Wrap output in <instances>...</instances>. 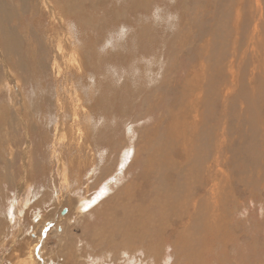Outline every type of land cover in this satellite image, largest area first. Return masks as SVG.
<instances>
[{
    "label": "rangeland",
    "instance_id": "obj_1",
    "mask_svg": "<svg viewBox=\"0 0 264 264\" xmlns=\"http://www.w3.org/2000/svg\"><path fill=\"white\" fill-rule=\"evenodd\" d=\"M195 1L203 5L205 0L200 2L199 0H49L54 7L58 6L66 18L63 24L58 26L46 12L41 9L35 10L36 0H0V181L9 182L6 177L9 171H13L12 165L14 164V161L10 163V158L15 159V162L18 163V168L17 165H14V169H17L14 182L19 179L22 172L30 173L37 164L35 173L27 183L30 188L26 185L25 188L18 191L19 189H15L14 185L9 184L8 189L1 191V194L5 192L7 195L4 211L13 212L16 208L17 214L13 216L14 224H8L5 232L0 233V264L25 263L29 259V245L17 250L6 243L10 239L13 240L17 234L20 239L24 236V239L28 238L31 243L34 241L36 243L41 230L43 231L40 240L33 252L36 262H39V257H41L44 260L51 258V261L63 264L60 259L52 258L49 252H56L61 257L62 249L59 247V243L63 244L66 239L74 248L76 245H81L83 248L90 246V249H87V254L91 257L100 256L104 252H114L119 247L124 252L136 248L132 244L134 236L131 235L127 238L118 230L110 233L103 229L106 241L101 243L92 241L93 233L106 224H104L105 218H108L106 214L114 213L113 217L115 218L120 216L116 200L129 201L124 196H117L102 203L104 206L100 210V203L97 204L98 211L95 210L92 214L97 217L98 225L96 227H92L88 223L73 230L64 222H57L56 218L49 219L45 215L42 218L43 212L40 210L32 211L38 200L46 199L48 191L55 190V187L48 182L50 177L56 180V174L48 171L52 153L56 159L61 157L65 166L72 167L68 171L72 180L76 181L79 178L83 184L88 182L81 177L79 170L80 160L82 163L85 159L84 147H79L75 141L72 144L71 141L61 143L60 145L63 146L61 149L56 147L49 150L48 148L49 138H54V126L59 121L67 122L71 119V113L68 111L69 99L76 98L78 95L82 96L85 109L89 110L87 117L84 116L83 120L95 131L100 130L102 141L99 142L104 145L103 152L107 153L111 159L110 165L112 161L115 162L118 159L115 155L117 151L125 142L128 143L125 131L130 133L136 129L138 133L134 132L135 139L139 134L138 140H141V144L151 143L147 145L149 147L147 151H151V154L155 150L154 155L157 158L153 159H157V161L154 160L155 163L150 168L155 167L156 173L160 174L150 176L152 174L147 171L150 168L142 171L141 163L135 164L134 158L133 165H130L129 161L123 168L126 172L123 174L124 176L122 175L123 170L119 172L116 183L120 189L127 183L128 185L137 184L132 192L137 195V200L140 198L143 205V210L146 213L143 216H146L144 220L147 229L157 221H152L153 216L161 217L163 220L174 215L178 217V211L181 213V219L175 220V217L169 219L171 228H167V232H165L166 239L169 240L161 241V245L156 243L160 255L164 251L168 253L158 264H183V260L174 253L172 247H168L166 250L165 247L167 242H172L177 236L187 231L189 234L195 232L188 239L193 247L196 246L194 250L200 252L203 250L202 254H198L199 256L193 255L198 260L193 258L192 264H264V122L262 121L264 120V80H262L264 78L258 80L249 72L246 74L244 81L250 94H253L252 100L245 101L242 98H240L241 101L240 99L218 100V78L211 73L215 72L218 67L219 61L217 63L216 60L226 58V55L223 54L225 51L221 55L216 54V51L221 48L225 49L227 41L214 47L215 49L212 51L215 54L214 60L212 59L210 62L212 69L205 72L207 74L201 73L202 65L206 62L201 60V63L197 56L200 49L195 48L189 51L184 49L186 44L194 46L196 42L206 38V36L199 37L198 31L207 34L209 31L208 22H213L215 26L218 25L217 19L219 18L206 15L207 13L213 12L218 17L219 9L236 5L234 4L236 0H216L218 3L211 0L216 9L211 11V8L207 9L205 15L204 8L199 9V4ZM259 2L264 4V0H259ZM226 3L227 5L223 7ZM188 7L191 10L196 7L197 13H188V9H186ZM217 7L220 8L217 9ZM175 16L176 18H174ZM171 18L175 20L174 23L178 24H172ZM225 24L229 23L225 22ZM262 26L258 29L262 40L254 43L256 44L254 52L258 50L260 55L264 54L262 47L264 45V35L262 34L264 29H261ZM247 29L248 31L252 30V26L242 23L241 34L238 36L234 30L230 36L238 39L239 52L244 53L247 59H251L254 52L250 48L246 49V45L251 43V40L240 37L247 35ZM68 33L70 42L76 50L81 51L83 57L85 71L78 77L67 72L65 68H62L60 76H57L55 71H51L55 50L61 48L65 54L70 55L69 46L63 40L66 39ZM191 33L198 35L191 36ZM4 36L7 37L6 43L2 42ZM60 36H62V43L57 38ZM188 36L189 39L194 40L193 43L189 42ZM212 36H216V34H212ZM224 42L226 43L224 44ZM258 44L259 46H257ZM248 53L251 54L247 55ZM216 56L220 59L215 58ZM13 75L14 79H12ZM189 75L192 78H189ZM206 75H209V79L206 78L201 83V80L207 77ZM13 81L17 85L13 84ZM203 83H206L210 91L213 94L215 92L217 97L209 98V91L200 87ZM71 84L75 88L66 92V88L70 89ZM18 87L22 89L20 90ZM198 87L200 88L198 89ZM57 92L60 97H57ZM90 93L93 94L92 98ZM213 99H216L215 103L212 101ZM206 101L210 104L205 103ZM217 102L221 105H218ZM223 103L224 105H222ZM232 103L234 107H232ZM58 104L61 107H58ZM226 104L232 110L225 106ZM65 105L68 106L67 109H64ZM240 105L242 106L240 107ZM245 106L253 107L252 110L256 109L255 116L254 114L251 116L256 117L257 114V117H260H256L254 120L250 116L252 111L249 112ZM244 107L245 109H243ZM226 112L230 114L226 115ZM84 114L83 112L82 115ZM222 115H226V119ZM258 119L261 120V123ZM48 127L50 132H48ZM256 127L260 130H257ZM64 134L71 138L69 132ZM12 142L13 145H11ZM182 142H185L186 145ZM84 143L83 140V146ZM30 147H32L33 158L28 163V157L22 153ZM41 148L45 151H42ZM118 164H120L119 159ZM73 169L78 171L77 174ZM118 169L117 166L115 170ZM112 170L114 172V169ZM116 171L111 175L112 177ZM78 175L79 177H77ZM161 175H164V178ZM166 175L169 177H165ZM92 181L90 180L89 184ZM148 181L150 182L148 183ZM57 186L59 185L57 184ZM85 188V185L80 186L76 192H72L71 198L64 195V198L61 199L62 202L64 204L69 202L72 207L77 196L82 195ZM118 189L115 191L117 192ZM27 192L34 194L27 197ZM137 200H133L131 203H136ZM162 200H165V204L167 202L170 205L168 207L170 210L171 206L173 209L177 208V210L174 209V215L171 212L168 213L170 210H164L166 211L164 217L160 215L159 211L162 209L160 206L165 207ZM175 202L177 206L174 204ZM27 204L30 207L29 210H27L28 207H24ZM190 204L194 206L191 207ZM144 206H147V209ZM196 207L201 209L200 213L197 212ZM48 209L49 213L53 207ZM149 209L151 210L149 211ZM147 212L151 216L150 218ZM217 214L218 216H216ZM202 215L205 219H202ZM196 217L201 218L203 222L201 226H197L199 220ZM218 217H221L219 218L220 224ZM41 218L44 220L41 221ZM148 219L152 222H148ZM3 220L0 217V222ZM33 223L38 224L33 225ZM180 225L183 229L180 228ZM56 226L57 229H55ZM193 227H196L194 232H192ZM152 228H150L151 235L149 234L151 237L155 233L158 234L156 228ZM11 232L13 233L11 234ZM26 234L28 235L26 236ZM7 235L8 237L5 238ZM149 236L141 237L146 242L150 238ZM171 238L172 240H170ZM81 239H85V241L80 242ZM111 243H118V245L113 249L110 248ZM152 249L153 242L144 249L138 248V256H141L143 261L139 260V264H155L148 258L153 253ZM30 261L31 264H35L33 260ZM129 264H134L133 258Z\"/></svg>",
    "mask_w": 264,
    "mask_h": 264
},
{
    "label": "bare ground",
    "instance_id": "obj_2",
    "mask_svg": "<svg viewBox=\"0 0 264 264\" xmlns=\"http://www.w3.org/2000/svg\"><path fill=\"white\" fill-rule=\"evenodd\" d=\"M201 0H199L200 2ZM216 1V0H215ZM214 1V2H215ZM220 1V0H219ZM225 1V0H222ZM221 1V2H222ZM231 1V0H230ZM228 1V2H230ZM218 3V1H216ZM215 2V3H216ZM227 2V1H226ZM227 2V3H228ZM237 2V3H236ZM174 3V2H173ZM193 3V1H192ZM195 3H197L195 1ZM216 3V5H217ZM224 4V6L227 5ZM199 4V3H197ZM221 4V3H220ZM223 4V3H222ZM234 4L236 5H232V6H226L224 9H219L218 12V17L214 15L213 12H209V14L207 12V9L210 11L211 10H215L216 6H214V4L211 2V0H205L203 5L199 4V9L200 8H204L205 12L204 15H212V17H215L218 20V25L213 24V22H208V33L204 34L202 31H198L200 35H198L197 33H191V36H195L198 35L199 37H205V39H202L198 42H196L194 46L188 45L186 44V48L184 50H193L195 48H199L200 49V53L197 54V56H199V60L201 62H206V64L202 65V74H207L205 72L211 70V66H210V62H212V59L214 60V55L212 53V51L215 49L214 47L217 45H221L223 44V41H227V46L225 49H219L216 51V54L221 55V53L223 51H225L226 58L220 59L217 56L215 58H218L220 60H216V62L218 63V67L216 68L215 72H212L211 75H216L218 78V100L223 101V99H240L242 98V100L248 101L250 100L253 96V94H250V90L248 89L247 85L245 84V76L246 74L249 72L252 76L256 77L258 80L264 78V54L260 55L258 50H256L254 52V47L256 44L255 41H258L261 39L262 35H259L260 33L258 32V29L260 28L261 25L262 28L264 29V4L262 5L259 0H236L234 2ZM175 5V4H174ZM196 5V4H194ZM189 6V5H188ZM222 6V5H221ZM220 6V7H221ZM234 6V7H233ZM220 7H217L220 8ZM222 7V8H223ZM34 8L35 10H42L44 12H46L49 15V18L52 21H55L56 24L62 25L64 20L66 19L65 16L60 12V10L57 7H54V5L49 2V0H36L35 4H34ZM64 10H66L63 7ZM166 9V8H165ZM188 9V13L192 12H196V7H194L193 10H191V8H186ZM178 12V11H177ZM197 13V12H196ZM186 15V14H185ZM201 15V13H200ZM172 16V15H171ZM203 16V15H202ZM173 17V16H172ZM166 18V17H165ZM176 18V16L174 17ZM172 19V24L175 22V20L173 18ZM166 22V21H165ZM229 23V24H225ZM217 23V22H216ZM242 23H246V26H252V30L248 31L247 29V35L245 36H240L241 38L244 39H250L251 43L246 45V49L250 48L251 50H253L254 54L252 55L251 59H247L245 57L244 53H240L237 47V38L230 36V34H232L234 32V30L236 31L235 33L238 34V36L241 34V26ZM175 25L178 24L177 22L174 23ZM169 29V28H168ZM251 29V28H250ZM189 30V27H188ZM246 32V31H245ZM67 33V32H66ZM216 34V36H212V34ZM264 35V33H262ZM2 37V36H1ZM53 38V37H52ZM51 38V39H52ZM58 39H60L61 43H62V36L57 37ZM6 39L7 37L4 36V39H2V42L6 43ZM187 39L190 41H193L192 39H189V36L187 37ZM229 39V41H228ZM66 42V45L69 46V51H70V55L65 54L61 48H58V50L54 51V56L52 59V65H51V71H55L57 76H60L62 73V68H65L67 70V72H69L70 74H72L75 77L81 76L84 71V63H83V57L81 55V51L79 52L78 49L76 50V48H74L73 44L70 42V37H69V33L68 36L66 37V39H63ZM231 40V41H230ZM262 40V39H261ZM1 41V40H0ZM1 42V43H2ZM259 42V41H258ZM257 42V43H258ZM8 43V42H7ZM226 42H224L225 44ZM15 45V44H14ZM259 46V44L257 45ZM261 46V45H260ZM262 47L264 48V45H262ZM10 48V47H9ZM51 48V47H50ZM63 48V47H62ZM217 48V47H216ZM218 49V48H217ZM260 49V47H259ZM80 50V49H79ZM264 51V50H263ZM212 53V54H211ZM251 53H248L247 55H249ZM223 56V55H222ZM1 57V56H0ZM222 58V57H221ZM201 62V63H202ZM214 63V64H217ZM11 67V66H10ZM214 67V66H212ZM211 68V69H210ZM112 69V68H111ZM115 69V68H114ZM215 70V68H214ZM64 71V70H63ZM115 72V71H114ZM159 74V73H158ZM210 75V78H211ZM133 76V75H132ZM192 76V75H191ZM196 76V75H195ZM207 76V75H206ZM209 76V75H208ZM203 78V80H201V83L203 81H205L206 78ZM182 77V76H181ZM201 77V76H200ZM12 78V77H11ZM189 78L190 77L189 75ZM14 79V75L13 78ZM209 79V78H208ZM211 80V79H210ZM264 80V79H262ZM198 81V80H197ZM200 81V80H199ZM176 82V81H175ZM191 82V81H190ZM196 82V81H195ZM248 82V81H247ZM12 83V81H11ZM193 83V82H192ZM211 83V81H210ZM217 83V82H216ZM13 84L14 81H13ZM198 84H200L198 82ZM17 85V84H15ZM197 85V84H196ZM13 86V85H12ZM190 86V84H189ZM69 88H66V92L71 91V89H74L75 86L73 84H71ZM187 87V86H186ZM192 87V86H191ZM193 87H195V84L193 83ZM200 87H204V89H206L207 91H209V98H213L214 96H216L215 92L213 94V92L210 91L209 86L206 83H203V85H201ZM198 87V89L200 88ZM259 87V85H258ZM19 88V87H18ZM212 88V87H211ZM20 89V88H19ZM22 89V88H21ZM20 89V90H21ZM196 89V87H195ZM257 89V86H256ZM192 90V89H191ZM212 90V89H211ZM199 91V90H198ZM197 91V92H198ZM201 91V90H200ZM195 92V90H194ZM203 93V92H202ZM256 93V91H255ZM196 94V92H195ZM200 94V93H199ZM57 97L59 96V93L57 92ZM202 95V94H201ZM206 95V94H205ZM203 96V95H202ZM207 96V95H206ZM90 97H93V94L90 93ZM217 97V96H216ZM206 98V97H205ZM217 99V98H216ZM215 99V100H216ZM253 99V98H252ZM251 99V100H252ZM70 101L68 102V106L69 109L68 111L71 113L70 117L71 119L68 120L67 122H62L59 121L57 123V125L54 126L53 128V132H54V138L50 137L49 138V143H48V148L49 150L55 149L56 147H59L60 149L63 148L62 145H60L61 143H69L71 142L72 144L75 142H77V145L79 147H84V151H85V159H83V162L81 163V160L79 162V170L81 172V177L84 180H87L88 182L86 183H82V181L77 178L76 181L72 180L69 177V169L72 167L69 166H65L64 161L61 157H59V159H56L54 157V154H51V163L48 167V171L49 172H53L56 174V180L53 179L52 177H50V179L48 180L49 184L55 187V190L52 191H48V195H43L46 196V199H40L38 200L36 203L37 205L34 206L33 208V212L34 210H40L42 213L41 217L43 218V216H48L49 219L53 217L56 218L57 222L63 223L70 226L71 229L75 230L79 227H83L85 225H87L88 223L91 224L92 227H96L98 225L97 222V217L93 216V212L95 210L98 209L97 204H99V210L102 206H104L102 203L108 201V200H112L113 198H116L117 196H124V198H127L129 201L127 202H122L120 199L116 200L118 202V208L117 210H120V216L118 218L113 217V214H106V216L108 215V218H105L106 221L104 222V226L99 229L98 231H95L92 235V241L93 243H101L106 241V235L103 233V229L108 231V232H113L115 230H118L123 236L129 238V236L133 235V239H132V244L133 246H136V248L134 250H131L129 252L127 251H123L122 249L120 250V247L116 249V251L114 252H104L102 253L100 256L97 257H91L90 255L87 254V249H90V246H87V248H83L81 245H76V248H74L72 246V244L70 242H67L66 240L64 241V243L62 244L61 242L59 243V247L62 249V256L59 257L58 254L56 252L50 251L49 254L51 255L52 258L58 260L60 259L63 264H129V262L132 260V258L134 259V264H139V260L141 262L142 258L141 256H138V248L140 249H144L145 247H148V245H150L153 242V253L151 254L150 260H152L155 264L160 263L166 256H167V252L164 251L162 255H160V250H158L156 243L159 245L161 241H166L169 239H166V234L165 232H167V228H171V222L169 221V219L174 218L176 219H181V213L178 211L177 214H179V216L177 217V215H174V209L177 210V208L173 209V206H171V210L168 208L170 207V205L164 203V201L162 200V202L164 203L165 207L163 208L162 206L159 207V209H161L159 211L160 215H163L164 217V213L166 211L164 210H170L168 211L171 212L172 216L171 218H164L163 220L157 217H152V221L153 220H157L156 222H154L150 228L155 229L157 231L158 234L155 233L154 236H149L150 234V228L147 229L148 227H146V223L144 218L146 217L145 215L143 216V214H146L143 210V205L140 202V198L139 200L136 199V194H134L133 188L135 187V185H128L125 184V186H123V188H119L120 186L117 185L116 180L119 177V172H121L123 170V168L125 167V165L130 161V165H133V159H134V163L136 164L137 162L141 163V168L142 171L144 169V171H146L145 169L150 168L154 165L155 161H157V159H153V158H157V156H155V150L154 153L152 152L150 154V152H148V148L147 145L151 144L148 142V144H141V140H138L139 137L137 134V137L135 139V134L137 130L133 129L132 132H127V136L126 139L128 140V143H124L123 146L117 151V153L115 155H117V158L119 159L120 164H118V159L114 162L112 161V164L110 165V161L111 159L107 156V153L103 152V147L104 145L101 144L99 141H102V137H101V133L100 130L95 131L93 129V127H90L89 125L85 124L84 122V116L87 117V114L89 113L88 109H85L84 106V100L82 98L81 95L76 96V98H70ZM202 100V99H201ZM215 100L213 99L212 101ZM256 100V99H255ZM205 101V99H204ZM225 101V100H224ZM241 101V99H240ZM264 101V100H263ZM208 101H206L205 103H207ZM232 102V101H231ZM161 103V102H160ZM204 103V102H203ZM204 103V104H205ZM209 103V102H208ZM212 103V102H211ZM218 105L220 104L219 102H217ZM222 103V102H221ZM229 103V102H227ZM262 103V102H261ZM210 104V103H209ZM213 104V103H212ZM251 104V102H250ZM256 104V103H255ZM264 104V103H263ZM214 105V104H213ZM221 105V104H220ZM224 105V103L222 104ZM230 105V103H229ZM259 105V104H258ZM67 105L64 106V109L68 108ZM207 106V105H205ZM217 106V105H216ZM227 106V104L225 105ZM223 106V107H225ZM242 105H240L241 107ZM250 106V105H249ZM252 106V104H251ZM255 106V105H254ZM257 106V105H256ZM58 107H61L60 104H58ZM209 107V106H207ZM213 107V106H212ZM211 107V108H212ZM215 107V106H214ZM229 109H231V107L227 106ZM232 107L233 103H232ZM246 107V106H245ZM245 107L243 109H245ZM192 108V107H191ZM218 108V107H217ZM226 108V107H225ZM247 108V107H246ZM253 108V107H252ZM252 108H247L250 111H252L250 113V116L252 114L255 113V110H252ZM219 109V108H218ZM254 109V108H253ZM1 110V108H0ZM168 110V109H167ZM166 110V111H167ZM232 110V109H231ZM235 110V109H234ZM215 111V110H214ZM213 111V112H214ZM223 111V108H222ZM226 111V110H224ZM260 111V110H259ZM83 112L85 113L84 115ZM193 112V111H192ZM216 112V111H215ZM220 112V111H219ZM249 112L248 115H249ZM237 113V112H236ZM243 113V111H242ZM245 113V111H244ZM176 114V113H175ZM230 114V113H229ZM228 112H226V115H229ZM192 115V114H191ZM215 115V114H214ZM225 115V116H226ZM167 116V114H166ZM176 116V115H175ZM223 116V115H222ZM223 116V118L225 117ZM240 116H243L240 114ZM238 116V117H240ZM246 116V115H244ZM255 116V114H254ZM253 117V119L257 117ZM205 117V116H204ZM249 117V116H248ZM260 116H258L257 118H259ZM169 118V116H168ZM177 118H179L177 116ZM211 118V117H210ZM229 118V117H228ZM227 118V119H228ZM234 118V117H233ZM226 119V117H225ZM239 119V118H238ZM251 119V118H249ZM254 119V120H255ZM208 120V119H207ZM206 120V121H207ZM211 120H213L211 118ZM224 120V119H223ZM237 120V119H236ZM240 120V119H239ZM242 120V119H241ZM247 120V119H246ZM254 120H251L254 122ZM210 121V120H208ZM226 121V120H225ZM259 121V119H258ZM261 121V120H260ZM259 121V122H260ZM264 122V120H262ZM212 122V121H211ZM210 122V123H211ZM239 122V121H238ZM253 122H250L251 124H253ZM257 122V121H255ZM258 122V124H260ZM94 123V121H93ZM174 123V122H173ZM225 123V122H224ZM245 125V122L243 123ZM248 124V123H246ZM215 125V124H214ZM222 125V124H221ZM256 125V123H255ZM209 126V125H208ZM213 126V125H212ZM211 126V127H212ZM227 126V125H226ZM264 126V125H263ZM191 127V126H190ZM250 127V126H249ZM194 128V127H193ZM224 128V126H223ZM247 128V127H246ZM251 128V127H250ZM254 129V127H252ZM257 128V127H256ZM161 129V128H160ZM170 129V128H169ZM172 129V128H171ZM212 129V128H211ZM215 129V127H214ZM259 128H257L258 130ZM140 130V129H139ZM162 130V129H161ZM206 130V129H205ZM204 130V131H205ZM240 130V129H239ZM260 130V129H259ZM29 131H31V128H29ZM211 131V130H209ZM224 131V130H223ZM262 131V130H261ZM48 132H50V128L48 127ZM65 132H69V134L71 135V138H68L64 133ZM140 132V131H139ZM206 132V131H205ZM255 132V130H254ZM138 133V132H137ZM202 133V132H201ZM172 134V133H171ZM198 135V134H197ZM258 135V134H257ZM140 136V135H139ZM157 136V135H156ZM164 136V135H163ZM216 136V135H215ZM253 137V135H251ZM250 136V137H251ZM214 137V135H213ZM248 137V136H247ZM251 137V138H252ZM259 137V135H258ZM31 138H33V136H31ZM179 138V137H178ZM218 138V137H217ZM240 138V137H239ZM238 138V140H239ZM163 139V138H162ZM161 139V140H162ZM181 139V138H179ZM178 139V140H179ZM210 139V138H209ZM214 139V138H213ZM250 139V138H249ZM83 140L85 141L84 146L83 144ZM164 140V139H163ZM180 141V140H179ZM217 141V140H216ZM226 141V140H225ZM231 141V140H230ZM242 141V140H240ZM239 141V142H240ZM215 142V141H214ZM165 143V142H164ZM185 144V142H182ZM181 143V144H182ZM238 143V142H237ZM141 144V146H140ZM11 145H13V142L11 143ZM157 145V144H156ZM164 145V144H163ZM183 145V144H182ZM186 145V144H185ZM197 146V145H196ZM205 146V145H204ZM255 146V145H254ZM158 147V146H157ZM184 147V146H182ZM252 147V146H251ZM156 148V147H155ZM198 148V147H197ZM32 147H30V149L24 151L22 154L24 156L28 157V163L31 161V159L33 158V152L31 151ZM154 149V148H153ZM181 149V148H180ZM185 149V148H184ZM255 149V148H254ZM42 151H45L43 148H41ZM123 150V151H122ZM171 150V149H170ZM182 150V149H181ZM202 150V149H201ZM261 150V149H260ZM159 151V150H158ZM157 152V151H156ZM175 152V151H174ZM200 152V151H199ZM225 152V151H224ZM183 153V152H182ZM204 153V152H203ZM158 155V154H157ZM61 156V153H60ZM198 156V155H197ZM204 156V155H203ZM213 156V155H212ZM159 157V155H158ZM219 158V157H218ZM19 160H21V157H19ZM77 160V161H79ZM187 160V159H186ZM10 163H12L14 161V164L12 165L13 167V171H9V173L7 174L6 179L9 182L6 181H0V199L3 198V200H0V217L3 218V222H0V233H4L6 230V227L8 224H14L13 221V216L14 214H17V209L14 208V213L11 211H4L5 209V200L7 195L4 193L1 194V191L3 192L5 189H8V187H10V185H14L15 189H19L18 191H21V189L25 188L26 185L28 188H30V186L27 184L29 181V178H31V176L35 173V170L37 168V164L34 166V169H32L29 172L24 171L22 172L21 176L19 177V179L14 182L15 179V175L17 173V169H14V165H17L18 168V163L15 162V159H11L10 158ZM168 162V161H167ZM184 162V161H183ZM228 162V161H227ZM158 163V162H157ZM193 163V162H192ZM195 163V162H194ZM199 163V162H197ZM74 164L76 165V163L74 162ZM160 164V163H159ZM180 164V163H179ZM190 164V163H188ZM139 165V164H138ZM158 165V164H157ZM161 165V164H160ZM166 165V164H165ZM119 167V169L116 171V167ZM169 166V165H168ZM206 166V165H205ZM139 167V166H137ZM224 167V166H223ZM263 167V166H262ZM167 168V167H166ZM165 168V169H166ZM171 168V167H170ZM213 168V167H212ZM216 168V167H215ZM114 169V172L113 170ZM137 169V168H136ZM168 169V168H167ZM227 170V169H226ZM74 173L77 174V170L73 169ZM116 174L114 175V177H112L111 175L113 173ZM148 172H150L152 175L150 176H156V168H150L149 170H147ZM192 171V170H191ZM194 171V170H193ZM228 171V170H227ZM211 172V171H209ZM126 174V172L123 170L122 171V175ZM138 173V172H137ZM188 173V172H187ZM222 173V172H221ZM141 174V173H140ZM160 174V173H159ZM142 175V174H141ZM184 175V174H183ZM186 175V174H185ZM209 175V174H208ZM124 176V175H123ZM159 176V175H158ZM162 177L164 175H161ZM79 177V175L77 176ZM160 177V176H159ZM161 177V178H162ZM165 177H169V175L165 176ZM207 177V176H206ZM224 177V176H223ZM164 178V177H163ZM211 178V177H210ZM34 179V178H33ZM166 179V178H165ZM168 179V178H167ZM93 180L90 184L89 181ZM106 180V182H104ZM149 180V179H148ZM169 180V179H168ZM180 180V179H179ZM161 181V180H160ZM170 181V180H169ZM173 180H171L172 182ZM222 181V180H221ZM104 182V183H103ZM140 182V181H139ZM138 182V183H139ZM150 181H148L149 183ZM174 182V181H173ZM176 182V181H175ZM4 183V184H3ZM103 183V184H102ZM143 183V182H142ZM163 183V181H162ZM167 183V180H166ZM3 184V185H2ZM10 184V185H9ZM57 184L60 186H57ZM151 184V183H150ZM168 184V183H167ZM85 185V191L82 195L77 196V199L75 201V203L73 204V206L71 207V205L69 204H64L62 202V198H64V195L67 196L68 198L72 197V192H76L77 189L80 186ZM141 185V184H140ZM153 185V183H152ZM151 185V186H152ZM167 186V185H165ZM174 187V185H173ZM197 187V186H196ZM92 188V189H91ZM119 188V189H118ZM140 188V187H139ZM138 188V189H139ZM143 188V187H142ZM154 188V186H153ZM152 188V189H153ZM59 189V190H58ZM116 189L117 192L115 191ZM162 191V190H160ZM167 191V190H166ZM176 191V190H175ZM16 192V191H15ZM146 192V191H145ZM151 193V191H149ZM156 192V191H155ZM185 192V190H184ZM203 192V191H202ZM64 193V194H63ZM168 193V192H167ZM194 193V192H193ZM33 192H27V197L33 195ZM140 194V193H138ZM147 194V193H146ZM182 194V193H180ZM199 194V192H198ZM149 195V194H147ZM200 195V194H199ZM4 196V197H3ZM150 196V195H149ZM183 196V195H182ZM140 197V196H139ZM147 197V196H146ZM159 197V196H158ZM172 197V196H171ZM177 197V196H176ZM191 197V196H190ZM160 198V197H159ZM9 199V198H8ZM143 199V198H142ZM158 199V198H157ZM168 199V198H166ZM170 199V198H169ZM178 199V197H177ZM231 199V198H230ZM133 200H137L136 203H131ZM174 200V199H173ZM192 200V198H191ZM152 201V200H151ZM179 201V200H178ZM195 201V200H194ZM218 201V199H217ZM226 201V200H225ZM169 202V201H168ZM171 202V201H170ZM177 202V201H176ZM176 202L174 204H176ZM198 202V200H197ZM214 204V201H212ZM148 203V202H147ZM194 203V202H193ZM200 204V203H199ZM212 204V205H213ZM145 205V204H144ZM149 205H151L149 203ZM191 205V204H190ZM193 205V204H192ZM191 205V207H192ZM154 206V205H153ZM157 206V203H156ZM177 206V204H176ZM194 206V205H193ZM197 206V205H196ZM24 207H28L27 210L30 209L29 205L27 204ZM49 207H53V209H51V211H49L48 213V208ZM145 207V206H144ZM147 207V206H146ZM145 207V208H146ZM190 207V208H191ZM96 208V209H94ZM203 208V207H202ZM204 208H205V204H204ZM220 208V206H219ZM147 209V208H146ZM197 209V207H196ZM195 209V210H196ZM199 209V208H198ZM197 209V212L200 213V210ZM209 209V208H207ZM216 209V208H215ZM218 209V207H217ZM216 209V210H217ZM36 210V211H37ZM151 209H149L150 211ZM155 210H157L155 208ZM194 210V208H193ZM193 210L192 213H193ZM98 211V210H97ZM147 211V210H146ZM154 211V209H153ZM182 211V210H180ZM206 211V210H205ZM209 211V210H208ZM218 211V210H217ZM220 211V210H219ZM189 212V211H188ZM216 212V211H215ZM214 212V215H215ZM229 212V211H228ZM24 213V212H23ZM148 213V212H147ZM203 213V212H202ZM218 213V212H217ZM25 214V213H24ZM27 214V213H26ZM170 214V213H169ZM209 214V213H208ZM220 214V212H219ZM37 215H39L37 213ZM98 215V214H97ZM3 216V217H2ZM29 216V215H28ZM166 216V215H165ZM171 216V215H170ZM203 216V215H202ZM201 216V217H202ZM218 216V214L216 215ZM148 217L150 218L151 216H149L148 213ZM212 217V215H211ZM41 218V221L44 220ZM198 218V217H196ZM219 218L218 217V223L220 224L221 222H219ZM104 219V220H105ZM146 219V218H145ZM161 219V220H160ZM202 219H205V217L203 216ZM216 219V218H215ZM214 219V220H215ZM89 220V221H88ZM103 220V221H104ZM188 220V219H187ZM186 220V221H187ZM198 225L197 226H201L203 224L201 218H198ZM212 220V218H211ZM150 221V219H148V222ZM150 221V222H152ZM180 221V220H179ZM30 222V221H29ZM147 222V223H148ZM181 222V221H180ZM179 222V223H180ZM189 222V221H188ZM173 223V222H172ZM197 223V222H196ZM195 223V224H196ZM217 223V224H218ZM20 224V223H19ZM36 223H33V225ZM38 224V223H37ZM36 224V225H37ZM44 224V223H43ZM223 224V223H222ZM17 225V224H16ZM179 225V224H178ZM182 225V224H181ZM180 225V228H181ZM161 226V228H160ZM177 226V224H176ZM12 227V226H11ZM186 227V226H184ZM221 227V226H220ZM31 229H33V227H30ZM194 228V227H193ZM196 228V227H195ZM192 229V232H194L196 229ZM55 229H57V226L55 227ZM174 229V227H173ZM176 229V228H175ZM183 229V228H181ZM212 229V228H211ZM222 229V228H221ZM161 230H163V232H161ZM216 230V229H215ZM214 230V231H215ZM43 230H41L40 234H39V238L40 235L42 233ZM154 231V230H153ZM223 231V230H222ZM188 232V231H187ZM184 232L181 235L177 236L175 240H172V238L169 242H165L166 243V247L165 250L168 247H172L174 249V253L179 255V257L181 258V260H183V264H192L193 261L192 259L196 258L193 257V255H198V254H202V251H196L194 249H196V246L193 247V244L190 243L188 241V239H190L192 237V235L195 234L194 233H187ZM198 232V231H197ZM225 232V230H224ZM13 232H11L12 234ZM22 233V232H21ZM28 233V232H27ZM17 234V233H16ZM173 234V233H172ZM171 234V235H172ZM202 234V232H201ZM219 235H221L218 232ZM226 234V233H225ZM231 234V233H230ZM9 235V234H8ZM8 235L5 237L7 238ZM25 235V234H24ZM28 234H26L27 236ZM151 235V234H150ZM153 235V234H152ZM207 235V232H206ZM212 235V234H211ZM216 235V234H213ZM21 236V235H20ZM150 237L146 242L143 241V237ZM201 236V235H200ZM203 236V235H202ZM218 236V235H217ZM172 237V236H171ZM209 237V236H208ZM211 237V236H210ZM209 237V238H210ZM214 237V236H213ZM216 237V236H215ZM222 237V235L220 236ZM226 237H228V235L226 234ZM36 239V243L35 241L33 243H31L30 240H28V238L24 239V236L22 237V239H20L19 235L17 234L14 239H10L9 242L6 243V245H12L15 249L17 250H21L23 249L26 245H29L30 247V251H29V259L25 262V263H21V264H31L30 260H33L35 264H57L54 261H51V258H47L46 260H44L43 258L39 257V262H36L34 259V251L36 250V244L38 243V241L40 239ZM90 238V237H89ZM174 238V236H173ZM208 238V239H209ZM28 240V242H27ZM70 240V239H69ZM130 240V239H129ZM193 240V239H192ZM212 240V239H210ZM79 241V240H78ZM85 241V239H81L80 242ZM127 241V240H126ZM125 241V242H126ZM156 241V242H155ZM195 241V240H193ZM213 241V240H212ZM221 242V240H220ZM215 243V242H214ZM218 243V242H217ZM216 243V244H217ZM229 243V242H228ZM79 244V243H78ZM118 245V243H111L110 244V248H115ZM161 245V244H160ZM206 245V244H205ZM231 245V244H230ZM229 245V246H230ZM238 246V245H237ZM159 247V246H158ZM163 247V246H162ZM199 247V246H198ZM209 247V246H208ZM228 248V247H227ZM132 249V248H131ZM151 249V248H150ZM160 249V248H159ZM200 249V248H199ZM202 249V247H201ZM200 249V250H201ZM207 250V249H206ZM205 250V251H206ZM228 250V249H227ZM151 251V250H150ZM242 251V250H241ZM38 252V251H37ZM148 253V252H147ZM61 254V251H60ZM137 254V255H135ZM149 254V253H148ZM135 255V256H134ZM224 255V253H223ZM37 256H39V253H37ZM199 256V255H198ZM225 257V256H224ZM93 258V259H92ZM146 258V257H145ZM201 258V257H199ZM197 259V258H196ZM225 259V258H224ZM179 260V258H178ZM198 260V259H197ZM180 261V260H179ZM201 261V260H200ZM198 261V262H200ZM175 262V261H173ZM178 263V261H177ZM197 263V261H196ZM12 264V263H11ZM179 264V263H178Z\"/></svg>",
    "mask_w": 264,
    "mask_h": 264
}]
</instances>
